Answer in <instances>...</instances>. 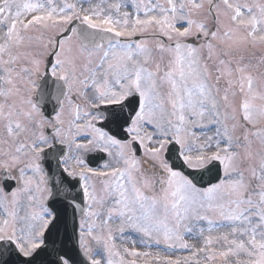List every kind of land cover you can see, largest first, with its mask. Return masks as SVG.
Listing matches in <instances>:
<instances>
[{
    "label": "snow or ice",
    "instance_id": "snow-or-ice-1",
    "mask_svg": "<svg viewBox=\"0 0 264 264\" xmlns=\"http://www.w3.org/2000/svg\"><path fill=\"white\" fill-rule=\"evenodd\" d=\"M0 264H264V0H0Z\"/></svg>",
    "mask_w": 264,
    "mask_h": 264
},
{
    "label": "rangeland",
    "instance_id": "rangeland-1",
    "mask_svg": "<svg viewBox=\"0 0 264 264\" xmlns=\"http://www.w3.org/2000/svg\"><path fill=\"white\" fill-rule=\"evenodd\" d=\"M185 255L187 254V253H184Z\"/></svg>",
    "mask_w": 264,
    "mask_h": 264
}]
</instances>
